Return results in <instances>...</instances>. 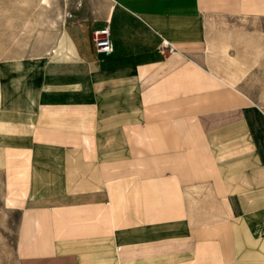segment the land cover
Segmentation results:
<instances>
[{
  "label": "crops",
  "instance_id": "crops-1",
  "mask_svg": "<svg viewBox=\"0 0 264 264\" xmlns=\"http://www.w3.org/2000/svg\"><path fill=\"white\" fill-rule=\"evenodd\" d=\"M87 6L53 51L0 59L16 264H264V38L218 30L264 21V0ZM223 46L238 82L210 66Z\"/></svg>",
  "mask_w": 264,
  "mask_h": 264
},
{
  "label": "rangeland",
  "instance_id": "rangeland-1",
  "mask_svg": "<svg viewBox=\"0 0 264 264\" xmlns=\"http://www.w3.org/2000/svg\"><path fill=\"white\" fill-rule=\"evenodd\" d=\"M82 1L88 5L87 11H85L88 15L95 12L93 4L101 2V0ZM74 2H76V0H69V3ZM52 13L53 12H49L47 9H42L38 5L37 0H0V59L13 57L17 52L23 51L25 55L36 54L50 47V43H44L41 40L43 36L42 34L38 35V31L43 29V26L47 22L45 19H47L48 16L51 18L53 15ZM26 20L30 21L28 23H31V26H34L31 32L28 30L22 31L24 29L23 24H27ZM218 30L229 32L234 37L242 35L251 36L259 33L264 38V21L231 19L220 23ZM237 50L236 48H231V53H235ZM261 68L257 67L253 72L255 75L252 76L256 79L254 82H259L260 84H262V82L264 83V73L261 72ZM245 82L248 81L245 79ZM249 82L253 81L249 80ZM255 94L260 97V99L264 98V90L262 89L255 91ZM16 232L17 216L4 205L0 182V264H16Z\"/></svg>",
  "mask_w": 264,
  "mask_h": 264
},
{
  "label": "bare ground",
  "instance_id": "bare-ground-1",
  "mask_svg": "<svg viewBox=\"0 0 264 264\" xmlns=\"http://www.w3.org/2000/svg\"><path fill=\"white\" fill-rule=\"evenodd\" d=\"M37 3L42 9H47L49 12H53L52 13L53 15L51 18H49V16H48L47 19H45L47 22L43 26V29H42L43 31L41 29L38 31V35L42 34V36H43V38L41 40L44 43H48V44L50 43V45H51L46 50H43L42 52H39V53L48 54L50 51H53L56 48L57 43L60 42L59 39H60L61 26H62L63 22L65 21V19L70 16V12H69L68 7H67L69 4V0H37ZM43 12H44V10H43ZM33 14H34V12H33ZM28 22H30V21H27V24H23L24 29L22 31L28 30L31 32L33 30L34 26H31V23H28ZM32 25H33V23H32ZM57 28H58V31H57ZM240 40L241 39L238 38V41H240ZM223 48H224L223 52L221 53V55L223 56L222 60L220 62H216V63L209 62L210 66L214 70H216V72L218 71V73L221 72L222 74H224L226 77L229 78V80L231 79L232 81H236L241 76H243V74L245 73L246 65L244 64V62L242 63L240 61V57L238 59L237 58H230L227 55V53H225V52H227V51H225L226 50L225 46H223ZM23 55H25L24 51L23 52H17L15 54V56H23ZM215 75H216V73H215ZM225 76H224V78H225ZM236 82H238V81H236Z\"/></svg>",
  "mask_w": 264,
  "mask_h": 264
},
{
  "label": "built area",
  "instance_id": "built-area-1",
  "mask_svg": "<svg viewBox=\"0 0 264 264\" xmlns=\"http://www.w3.org/2000/svg\"><path fill=\"white\" fill-rule=\"evenodd\" d=\"M93 42L98 53H108L112 50L109 40L108 29L94 32Z\"/></svg>",
  "mask_w": 264,
  "mask_h": 264
}]
</instances>
